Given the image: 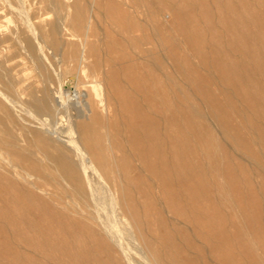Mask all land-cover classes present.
Returning a JSON list of instances; mask_svg holds the SVG:
<instances>
[{"label": "bare ground", "instance_id": "1", "mask_svg": "<svg viewBox=\"0 0 264 264\" xmlns=\"http://www.w3.org/2000/svg\"><path fill=\"white\" fill-rule=\"evenodd\" d=\"M48 5L56 19L32 32L36 46L26 42L34 57L49 46L76 73L74 87L51 92L47 73L31 91L0 81V234L55 229L35 245L67 264H200L204 252L217 264H264V0ZM170 31L194 44L196 65ZM225 140L255 161L257 186ZM186 250L197 256H174Z\"/></svg>", "mask_w": 264, "mask_h": 264}, {"label": "rangeland", "instance_id": "2", "mask_svg": "<svg viewBox=\"0 0 264 264\" xmlns=\"http://www.w3.org/2000/svg\"><path fill=\"white\" fill-rule=\"evenodd\" d=\"M6 1L8 2L7 4H6ZM48 1L49 0H0V81H2L4 79L3 77H5V80L7 78H9L10 80L12 79L13 81L18 82V87H21L22 89L27 88L26 91H31V90H35V89L39 88L41 85V83H40L41 79H42L41 76L42 75L47 76V74H48V76H47L49 79L48 80V84H49L48 87L51 90V92L56 91L58 88H60L63 92H67L74 87L73 82H72V80L69 79V77L74 76L76 73L73 70H71L68 65H66L62 62L59 63V61H60L59 56L55 55L53 53V50L49 46L40 44L41 45L39 47L41 50L40 53H38V51H40V50L38 49V47H36V50H38V51H36L37 57H38L37 58V57H34L32 55V52L30 51V49L27 45V42H26V38H30V40L33 41L34 45L36 46L37 41H35L36 39H34V34L37 32V28L41 27L43 29L45 28L44 30H47L49 24L52 23L56 19V14H54L53 10H51V8L49 7ZM69 1H71V0H68V2ZM21 6H23V7H21ZM10 8H12V9H10ZM14 9H16L17 11H14ZM47 9H49L50 11H48ZM10 11H11V13H10ZM19 12H20V14H19ZM26 14H27V16H26ZM92 15H93L92 12H90L89 16H92ZM23 16H25V17H23ZM61 16L65 19V22H66L68 18H66L65 12H63L61 14ZM27 17H29V20L26 19ZM139 17L143 18L142 15H140ZM15 23H17V24H15ZM37 23H38V27H36ZM105 23L106 22H103V24H105ZM30 24H32V25H30ZM30 26H33V27H31V29H30L29 28ZM99 26L102 27V23L99 24ZM113 28L116 29L115 25H113ZM34 29H36V30H34ZM32 32H34V34ZM168 33H170V35H174L176 37V45L178 47L179 46L181 47V48L179 47L180 51H179V48L177 49V52L178 53L180 52L179 55H185V54H187L189 52L191 53V51H193V48H194L193 45L194 44L186 42L183 38H181L182 36L180 34L174 32V31H170ZM136 34H138V33H136ZM15 35H16V38L18 37V39H15V37H14ZM32 35H33V37H32ZM16 40H19V41H16ZM11 41H13L14 43ZM179 41H182V42H179ZM184 45H186L187 48ZM46 48L48 49V51L50 49L49 53H48ZM185 48L187 49V51ZM181 49H182V53H181ZM184 50L187 53L184 52ZM24 52H25V54H24ZM183 53H185V54H183ZM38 54L41 57V59L38 56ZM41 54H43V55H41ZM191 54H192V56L189 55V58H190L191 62L193 63L195 57L193 55V52ZM163 56L161 57L162 58L161 62L163 61V65L166 64L168 66L167 67L166 65H164L165 66V69H164L165 72L168 73L169 77H172L173 79L175 78V81L178 82L180 87H183V88L186 87L187 88L188 87L187 84H189V83L186 82L185 76L173 68L172 63H171L169 58H167L165 55H163ZM31 58H32V60H31ZM38 59H40V60H38ZM166 60H167V62H166ZM168 61H169V63H168ZM33 62L35 64H33ZM42 62H43V64H42ZM47 62H48V64H47ZM88 62H91V58L88 59ZM196 63H198L197 59L194 61L193 65H196ZM48 65L51 67H49ZM51 68L53 69V72L51 71ZM172 69H174V70L172 71ZM203 70H204V72H203ZM37 71L39 73H37ZM200 71L202 73L201 75L206 76L207 78H210V77L213 78L214 77L213 74H210V77H209V74H207V71L205 69H200ZM50 73L51 74L54 73L53 75L55 77L53 75H51ZM8 74H10V75H8ZM83 74H80V76L82 78H84ZM157 74H159V73H157ZM56 75H58L59 77ZM181 76H183V77H181ZM52 78H54V79L52 80ZM211 78H210V81L212 83V89H213L214 87L216 88L217 86L215 85L216 84L215 80H212ZM17 79H19L20 81ZM68 79H69V81H68ZM259 79H260V76H259ZM37 81H39V82H37ZM212 81H214L215 84ZM56 83H58V84L56 85ZM183 83H184V86H183ZM126 85L127 84H125V86ZM22 86H27V87H22ZM32 86H33V88H32ZM87 86H88L87 87L88 91L93 95L101 93L102 89H103L98 84H89ZM126 87H128V85ZM28 88H30V89H28ZM214 90L217 91V88ZM217 92H219V90ZM219 96L223 97L222 94H220ZM23 97H24V95H23ZM28 115H32V112L29 113ZM108 118L110 120H113V118H114V115L111 111L108 113ZM232 119H233L232 120L233 124L235 123V125H238L239 119L237 117L236 118L233 117ZM212 123L214 124L215 122L213 121ZM66 129H67L66 125L62 126V131L66 130ZM244 136L246 138L249 135L244 134ZM246 139L250 140L249 137H247ZM225 145H226V148H228L230 151H232V153L234 152L233 153L234 155L240 157L239 159L241 160V162H243L244 167L247 168L249 176L253 179V183L255 184V186H257L258 179L256 178L254 171H253V168H252V166L255 164V161H253V159H251V158L249 160V157H247V156L245 157V155H242L239 151H237V149L235 147L232 146V144L230 142H228V140L227 141L225 140ZM4 161H6L5 154L2 151H0V163H2ZM258 162H259V164L262 165V163H264V160L262 158H259ZM33 179H34V177H32V176L26 177V180H29V181H31ZM19 180H21V179L19 178ZM245 190L246 189L244 188V191ZM155 191H156L155 188L152 189V192H150V195L153 196L154 193H156ZM152 209L153 208H151L150 212H148L150 215H152L154 213V209L153 210ZM230 214H233L232 210H230ZM163 216L165 218H167L168 220H170L173 225H175V226L177 225L176 220L171 219V217H169V214L167 212H165L163 214ZM262 223L264 225V204H263ZM171 227H174V226H171ZM50 228L52 230L54 229L52 224H50ZM51 232H52V234L49 233L50 236H47V235L45 236V233L42 232L41 228H40L37 230V232L32 231L30 235H21V234H19L20 232L13 231L10 229H4L2 231V233L0 234V264H67V263H69V259L65 256V254H62L61 252H56V253L49 252L48 253V247H46L44 249V247H40V246L37 247L35 245V241L37 240V237L40 239L46 238V239H48V241L50 240V238H54V237L56 238L57 236L54 235L55 229ZM59 236L64 237L65 235H64V233H62V234L60 233ZM248 236H249V234L246 233L245 237L247 239L250 238V236L249 237ZM196 239L200 241V238L197 237ZM28 243H30V245ZM3 246L8 249V252H6L5 250H4L5 252H3ZM252 250L254 251L255 255H257V256L262 255V253H263V251H261L257 247H252ZM54 254H55V257L57 259H59V262H58V260L57 261L53 260V259H55ZM171 254L174 255V253H171ZM188 254L191 256H197V253L195 251H192V250L191 251L186 250V251H183L180 255L178 254V255H174V256H177V258H178V257H182L183 255H188ZM197 257H200V264H217L215 262L214 258L209 256L208 252H204L203 255H199ZM33 259H35V261ZM46 259L49 260L50 263H49V261H46ZM239 262H240V264H249V263L253 264V263H251L252 261L248 262L246 260L243 262H241L239 260Z\"/></svg>", "mask_w": 264, "mask_h": 264}]
</instances>
